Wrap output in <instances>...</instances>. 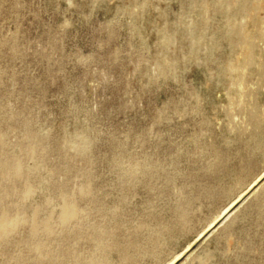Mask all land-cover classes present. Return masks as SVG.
Wrapping results in <instances>:
<instances>
[{"label":"rangeland","instance_id":"1","mask_svg":"<svg viewBox=\"0 0 264 264\" xmlns=\"http://www.w3.org/2000/svg\"><path fill=\"white\" fill-rule=\"evenodd\" d=\"M0 142V264H264V0H0Z\"/></svg>","mask_w":264,"mask_h":264},{"label":"bare ground","instance_id":"2","mask_svg":"<svg viewBox=\"0 0 264 264\" xmlns=\"http://www.w3.org/2000/svg\"><path fill=\"white\" fill-rule=\"evenodd\" d=\"M229 25V24H228ZM236 36V38H239L243 43H244V45H245V49H246V54H247V56L249 57L250 55H251V52H252V44H251V41H250V39L249 38H247V37H244V36H242V37H240V36H238L237 34L235 35ZM238 41V40H237ZM236 44V43H235ZM33 133V132H32ZM32 133H30V135L32 134ZM4 138V137H3ZM35 139V138H34ZM39 139V137H37V140ZM3 141H4V139H3ZM40 141V140H39ZM41 142V141H40ZM1 143V142H0ZM31 143V142H30ZM33 143V142H32ZM37 144V143H36ZM1 152V151H0ZM3 153V152H2ZM5 154V153H4ZM7 155V154H6ZM6 157H4V159H5ZM16 159V158H15ZM7 160H10V159H7ZM17 160V159H16ZM3 161V160H2ZM13 161V160H12ZM1 162V161H0ZM6 162V161H5ZM9 163H12V164H9ZM8 164H4V166L2 167L3 169L1 170V171H3V174H5V176L6 177H8V179L10 180H17V179H19L21 176H23L24 175V171H23V169H22V166L20 165V163L19 162H17V161H15V162H9ZM3 165V164H2ZM1 169V168H0ZM25 169V168H24ZM2 174V173H1ZM25 177V176H24ZM17 182V181H16ZM5 183V182H4ZM4 185V184H3ZM4 187V186H3ZM6 187H7V185H6ZM11 187V186H10ZM23 188V187H22ZM22 188H20L21 190H22ZM18 189V188H17ZM9 190V189H8ZM15 190V189H14ZM250 190V189H249ZM23 191H24V189H23ZM247 192V191H246ZM0 193H1V191H0ZM3 193V192H2ZM9 193H10V191H9ZM19 193H21V192H19ZM23 193V192H22ZM29 192H27L26 194H28ZM243 194V193H242ZM245 194V193H244ZM83 197V196H82ZM2 198H4L3 196H2ZM5 199V198H4ZM0 200L2 201V199L0 198ZM1 201H0V203H1ZM232 205V204H231ZM230 206V205H229ZM231 206L230 207H228V208H226L225 209V211H224V213L222 214V217H221V219L222 218H224L229 212H230V210H231ZM77 218V209H76V207H75V205L74 204H68V205H66L63 209H62V211H61V214H60V217H59V225L61 226V227H67L69 224H71L75 219ZM80 220V219H79ZM18 221H20V220H18ZM25 221H26V219H25ZM21 222V221H20ZM19 222V223H20ZM32 223V222H31ZM74 223V222H73ZM72 223V224H73ZM186 224V223H185ZM84 226H85V224H84ZM83 229H85L84 227H83ZM11 231H12V227L8 224V223H6L4 220H3V218L2 217H0V242H3L4 243V241L6 240V238H7V236L11 233ZM41 232H45V233H49L50 232V227L48 226V225H45V226H43V227H39V226H37V225H35V224H32V226H31V234H32V236L33 237H35V236H37L39 233H41ZM73 233V232H72ZM71 234V233H70ZM78 235V234H77ZM105 236V235H104ZM103 236V237H104ZM69 237V236H68ZM74 237V236H73ZM84 237V236H83ZM107 238V237H106ZM83 239V238H82ZM74 243V242H73ZM108 246V245H107ZM67 248V247H66ZM68 249V248H67ZM128 249V248H127ZM62 250V249H61ZM64 250H66V249H63V251ZM63 251L61 252V253H63ZM55 252V251H54ZM130 252V251H129ZM72 254V253H71ZM79 256V255H78ZM77 256V257H78ZM123 256H124V254H123ZM62 257H63V261L62 262H66L65 261V259L67 258V256H63V254H62ZM72 257V256H71ZM126 257V256H125ZM130 256L128 255V258H129ZM133 259V258H132ZM76 260V259H75ZM95 260V259H94ZM100 260V259H99ZM96 261H97V259H96ZM132 261H134V260H132ZM78 263V262H77ZM95 263V262H94ZM101 263H102V261H101ZM57 264H59V263H57ZM61 264V263H60ZM64 264V263H63ZM93 264V263H92ZM98 264V263H97ZM133 264H135V263H133Z\"/></svg>","mask_w":264,"mask_h":264}]
</instances>
